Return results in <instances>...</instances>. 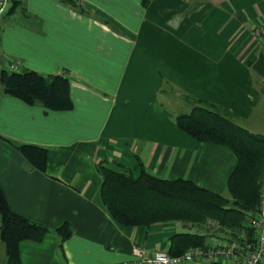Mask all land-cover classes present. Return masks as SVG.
I'll list each match as a JSON object with an SVG mask.
<instances>
[{"label":"crops","instance_id":"crops-1","mask_svg":"<svg viewBox=\"0 0 264 264\" xmlns=\"http://www.w3.org/2000/svg\"><path fill=\"white\" fill-rule=\"evenodd\" d=\"M8 0L0 13V62L69 78L73 108L45 110L0 85V187L10 208L48 232L22 241L21 264H137L180 231V221L125 226L100 197L97 164L158 178L189 179L229 197L236 164L223 145L197 141L174 117L190 110L183 94L215 103L264 135V0ZM11 140V141H10ZM12 142L48 148L47 167H31ZM67 222L62 241L55 229ZM207 246L229 244L210 221ZM237 246V245H236ZM0 240V264H5ZM189 264H232L205 253Z\"/></svg>","mask_w":264,"mask_h":264},{"label":"trees","instance_id":"trees-1","mask_svg":"<svg viewBox=\"0 0 264 264\" xmlns=\"http://www.w3.org/2000/svg\"><path fill=\"white\" fill-rule=\"evenodd\" d=\"M76 7V0H60ZM149 0H143L147 3ZM4 94L28 105L39 104L45 110L67 111L73 108L69 78L61 73L42 74L35 70L0 71ZM190 110L178 113L177 127L197 141L223 145L236 157V164L227 179L229 197L178 178L161 179L147 172L140 160L134 170L123 171L97 164L101 175L100 197L111 216L121 225H150L164 221H180L204 231L186 230L174 233L166 250L179 256L192 247L205 248L211 231L210 221L219 231H230L238 247L255 240L254 229L248 225V212L259 201L264 177V135L239 125L220 105L183 94ZM11 141V140H10ZM34 169L44 172L48 148L12 142ZM47 226L13 211L0 187V240L5 244V264H21L22 241L41 242ZM64 241L71 235L65 222L55 229ZM234 244V243H233Z\"/></svg>","mask_w":264,"mask_h":264},{"label":"built area","instance_id":"built-area-1","mask_svg":"<svg viewBox=\"0 0 264 264\" xmlns=\"http://www.w3.org/2000/svg\"><path fill=\"white\" fill-rule=\"evenodd\" d=\"M8 0H0V13L5 10ZM255 35H264V25L255 29ZM19 71L18 64L13 61L0 62V71ZM248 225L254 229L255 240L247 242L244 247L235 244H219L216 247L189 248L179 256H171L166 250H158L151 257L146 256L139 246L133 247L137 264H189L195 257L208 253L209 256L220 255L232 264H264V177L260 185L259 201L255 210L248 212Z\"/></svg>","mask_w":264,"mask_h":264},{"label":"rangeland","instance_id":"rangeland-1","mask_svg":"<svg viewBox=\"0 0 264 264\" xmlns=\"http://www.w3.org/2000/svg\"><path fill=\"white\" fill-rule=\"evenodd\" d=\"M19 71H20V70H19ZM249 131L252 132V131H253V128H252L251 130H249ZM253 133H255V132H253ZM211 227H212L211 225L208 226L209 229H210Z\"/></svg>","mask_w":264,"mask_h":264}]
</instances>
